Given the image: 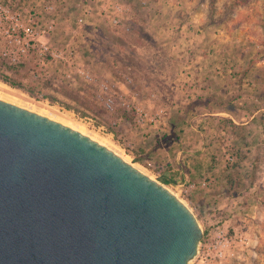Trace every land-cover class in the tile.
<instances>
[{"label":"water","instance_id":"95a60500","mask_svg":"<svg viewBox=\"0 0 264 264\" xmlns=\"http://www.w3.org/2000/svg\"><path fill=\"white\" fill-rule=\"evenodd\" d=\"M202 235L164 184L0 99V264H189Z\"/></svg>","mask_w":264,"mask_h":264},{"label":"rangeland","instance_id":"374dc122","mask_svg":"<svg viewBox=\"0 0 264 264\" xmlns=\"http://www.w3.org/2000/svg\"><path fill=\"white\" fill-rule=\"evenodd\" d=\"M40 1L42 3L44 0H0L12 9L30 7ZM45 1L58 6L57 14L67 7L74 14L73 21L78 14H83V7L88 8L87 14H96L97 20L88 18L81 28L75 27L77 25L73 23L74 32H56L52 39L58 42L70 38L77 49L79 61L98 76L114 77V84L121 96L114 100L115 112L106 111L94 97L93 88L84 81H66L56 71L49 80L38 83L29 76L26 66L10 69L1 58L0 99L65 122L63 124L74 125L106 147L123 153L132 164L164 184L191 209L201 224L204 238L209 237L206 234L215 225H221L231 243L226 258L219 264H264V131L258 138L259 145H256L252 158L246 159L250 149L244 145L247 144L245 140L242 148L228 155L233 158L228 162L235 164L244 161L246 164L245 172L239 179L227 182L229 190L236 195L233 196L236 204L247 203L242 196L246 191L244 186L254 187L252 204L246 210L240 207L231 211L217 208L201 210L179 189L157 177L118 142L123 136L117 137L116 132H123L128 127L139 128L133 123V105L143 103L152 110L162 107L158 104L161 87H169L155 77L156 71L169 66L168 60L172 57L169 44L165 36L152 33V26L146 18L147 14L161 13L158 0H123L130 10L125 13L127 15L123 16L119 26L112 25L105 15L104 8L109 10L112 0H72L66 5L62 0ZM171 1L179 6L173 9V14H205L211 26H221L223 31L233 30L232 42L229 41V44L234 45L239 59L244 61L234 73L238 76L237 93L250 94L253 97L251 107H264V0ZM167 24L172 25L173 22ZM239 36L241 40L235 42ZM123 75L130 76L131 82H126ZM122 92H126V95ZM39 93L43 95L39 96ZM137 94L143 95V98L137 97ZM258 119L264 122V111ZM111 132L114 133L113 137L108 134ZM254 203H259L262 210H258ZM228 218L230 222H226Z\"/></svg>","mask_w":264,"mask_h":264},{"label":"crops","instance_id":"0c3cea01","mask_svg":"<svg viewBox=\"0 0 264 264\" xmlns=\"http://www.w3.org/2000/svg\"><path fill=\"white\" fill-rule=\"evenodd\" d=\"M157 3L161 13L147 14L146 18L152 33L165 36L172 56L169 66L155 72L158 81L169 86L161 87L158 102L166 109V117L156 125L128 127L116 132L117 137L123 136L135 158L201 210H246L252 204L254 187L244 186L242 196L247 203L237 205L227 184L242 176L246 164H232L227 157L242 148L245 140L251 144H244L250 149L246 159L252 158L264 131V122L258 119L264 107H251L253 97L237 93L238 76L234 73L244 61L229 44L233 30L211 26L205 14H173L179 6L171 0ZM61 12L56 16L57 33L68 32L77 21L67 7ZM80 15L85 21L97 20L96 14ZM239 40L240 36L234 41ZM254 204L262 210L259 203Z\"/></svg>","mask_w":264,"mask_h":264},{"label":"built area","instance_id":"2783aa9c","mask_svg":"<svg viewBox=\"0 0 264 264\" xmlns=\"http://www.w3.org/2000/svg\"><path fill=\"white\" fill-rule=\"evenodd\" d=\"M109 8H104L107 13L105 15L114 26L121 25L123 16L130 10V6L123 0H112ZM57 9L58 6L45 0L18 9L0 2L1 60L10 69L26 66L29 76L38 83L49 80L56 71L66 81H84L93 88L94 97L103 104L106 111L115 112L114 100L121 96L114 84V77L98 76L79 61L77 49L70 38L68 41L62 39L58 42L52 39L57 32ZM82 12L87 14L88 8L83 7ZM76 20L75 27L81 28L85 23L84 15ZM69 30L74 32L76 29ZM123 78L126 82H131L130 76L123 75ZM122 94L125 96L126 92ZM42 95L39 93V96ZM132 111L136 127L156 125L166 117L164 107L152 110L143 103L134 104ZM118 142L130 150L131 145L127 140L121 138ZM227 160L232 161L233 158L228 156ZM206 235L209 237H202L191 264H219L226 258L231 240L223 227L215 225Z\"/></svg>","mask_w":264,"mask_h":264},{"label":"bare ground","instance_id":"6f19581e","mask_svg":"<svg viewBox=\"0 0 264 264\" xmlns=\"http://www.w3.org/2000/svg\"><path fill=\"white\" fill-rule=\"evenodd\" d=\"M63 123H65V122H63ZM65 125H67V126L73 128V129H76V130H78V131L84 133L82 130H80V128H77V127H75L74 125H69V124H65ZM84 134H85V133H84ZM86 135H87V134H86ZM87 136H89L90 138H92V139L96 140L97 142H99V143L103 144L104 146H106L104 143H102L101 141L97 140L96 138H94V137H92V136H90V135H87ZM111 150H112V149H111ZM113 151H114V150H113ZM114 152H115L116 154H118L121 158H123L126 162L132 164V163L130 162V160H129V159H128L123 153L116 152V151H114ZM132 165H133L134 167H136V168L139 169V167L136 166L135 164H132ZM140 170H141V169H140ZM141 171H142V170H141ZM144 173H145V172H144Z\"/></svg>","mask_w":264,"mask_h":264},{"label":"trees","instance_id":"16d2710c","mask_svg":"<svg viewBox=\"0 0 264 264\" xmlns=\"http://www.w3.org/2000/svg\"><path fill=\"white\" fill-rule=\"evenodd\" d=\"M203 237H204V235H203Z\"/></svg>","mask_w":264,"mask_h":264}]
</instances>
